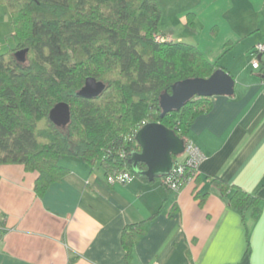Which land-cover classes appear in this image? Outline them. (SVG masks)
Listing matches in <instances>:
<instances>
[{
    "label": "crops",
    "instance_id": "0c3cea01",
    "mask_svg": "<svg viewBox=\"0 0 264 264\" xmlns=\"http://www.w3.org/2000/svg\"><path fill=\"white\" fill-rule=\"evenodd\" d=\"M158 2L160 33L196 44L234 79L233 93L211 96L188 130L203 154L197 172L204 201L195 198L193 181L178 191L159 179L109 183L99 163L74 155L60 158L68 171L39 196L36 172L0 164V264H264V56L258 69L250 65L252 45L264 39V0ZM189 14L199 32L187 28ZM205 26L214 29L203 48ZM211 179L255 194L258 215L231 208L233 189L223 195ZM157 211L126 261L121 229Z\"/></svg>",
    "mask_w": 264,
    "mask_h": 264
},
{
    "label": "trees",
    "instance_id": "16d2710c",
    "mask_svg": "<svg viewBox=\"0 0 264 264\" xmlns=\"http://www.w3.org/2000/svg\"><path fill=\"white\" fill-rule=\"evenodd\" d=\"M0 4L7 7L16 40L0 51V164L19 163L25 171L36 172L34 191L39 196L68 171L59 162L65 155L99 163L106 177L127 171L131 178L147 181L132 172L129 162L131 152L140 150L135 132L146 122H160L185 143L194 117L210 107L211 96L195 95L179 110L161 115L159 95L170 92L175 81L208 77L222 67L209 62L196 44L160 33L158 0H0ZM192 16L186 26L194 30ZM18 50H25L23 60L15 55ZM88 76L103 81L105 89L93 98L76 96ZM58 102L69 107L65 126L48 117ZM178 156L173 161L183 162ZM137 167L144 169L145 164ZM199 179L196 172L193 193L202 203L207 192L198 190ZM211 181L223 195L233 189L227 199L231 208L258 215L255 194ZM157 213L121 229L126 261L148 219Z\"/></svg>",
    "mask_w": 264,
    "mask_h": 264
},
{
    "label": "water",
    "instance_id": "95a60500",
    "mask_svg": "<svg viewBox=\"0 0 264 264\" xmlns=\"http://www.w3.org/2000/svg\"><path fill=\"white\" fill-rule=\"evenodd\" d=\"M25 50H18L15 55L24 59ZM234 79L223 68L214 70L208 77H194L175 81L170 92L159 95V105L163 115L171 110H179L189 99L195 95H231L233 93ZM105 83L94 77H86L84 84L75 92L76 96L93 98L101 94ZM49 119L57 126H65L70 119L67 103L58 102L50 108ZM135 140L140 150L132 151L129 162L132 172L145 176L148 181L168 174L174 166L173 156L183 153L184 141L173 131L160 122H146L136 132ZM139 162L145 164L144 169L137 167Z\"/></svg>",
    "mask_w": 264,
    "mask_h": 264
},
{
    "label": "built area",
    "instance_id": "2783aa9c",
    "mask_svg": "<svg viewBox=\"0 0 264 264\" xmlns=\"http://www.w3.org/2000/svg\"><path fill=\"white\" fill-rule=\"evenodd\" d=\"M156 39L161 40L162 37L156 36ZM250 55L251 67L258 69L260 57L264 56V39L252 45ZM262 84L264 92V80ZM183 154V162H174L173 169L168 174L161 176V183L173 191H178L185 183L193 181L194 175L197 172V165L203 158V154L199 148L189 139L184 143ZM184 168H187L186 172ZM106 179L109 183H125L131 179V175L127 171H122L115 176L108 175Z\"/></svg>",
    "mask_w": 264,
    "mask_h": 264
},
{
    "label": "rangeland",
    "instance_id": "374dc122",
    "mask_svg": "<svg viewBox=\"0 0 264 264\" xmlns=\"http://www.w3.org/2000/svg\"><path fill=\"white\" fill-rule=\"evenodd\" d=\"M210 28L214 29V27H210V26H205L204 27V31L200 33V36L202 38L201 41V46L204 48V46H207V42L206 39H211V37L213 36L212 33H210ZM195 32H199L200 29L199 27H195L194 29ZM12 25H11V20H10V14L7 10L6 5L4 4H0V51H6L7 49H9L10 47H12L15 43V37L12 35ZM168 38V37H167ZM186 40H191L192 37H185ZM216 43V41L214 42V44ZM212 44V43H210ZM243 46L247 45L246 42H243L242 44H240ZM239 47V46H238ZM205 52H210L211 46H209L207 49H204ZM232 51V50H231ZM233 52H231V54H229L228 57H230L232 55ZM208 56H210V53H207ZM184 158V154L181 153L177 159L179 161L183 160ZM158 181V180H157Z\"/></svg>",
    "mask_w": 264,
    "mask_h": 264
}]
</instances>
